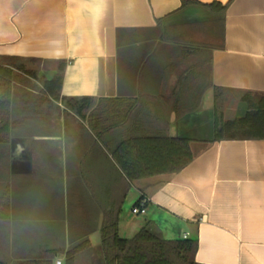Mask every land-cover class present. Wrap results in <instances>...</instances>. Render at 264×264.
Returning a JSON list of instances; mask_svg holds the SVG:
<instances>
[{
    "label": "crops",
    "instance_id": "1",
    "mask_svg": "<svg viewBox=\"0 0 264 264\" xmlns=\"http://www.w3.org/2000/svg\"><path fill=\"white\" fill-rule=\"evenodd\" d=\"M182 1L0 0V264H104L100 230L115 218L123 239L188 233L198 264H264V139L214 140L220 114L264 94V0ZM59 66L60 96L93 98L82 116L43 89ZM145 136L189 140L195 156L129 180L111 151Z\"/></svg>",
    "mask_w": 264,
    "mask_h": 264
},
{
    "label": "trees",
    "instance_id": "2",
    "mask_svg": "<svg viewBox=\"0 0 264 264\" xmlns=\"http://www.w3.org/2000/svg\"><path fill=\"white\" fill-rule=\"evenodd\" d=\"M189 4L220 12L225 9L219 2L205 4L197 0H183L181 6ZM61 82L62 66H59L55 76L43 81L42 86L49 97L82 116L93 98L60 96ZM10 94V70L0 66V142L8 135ZM242 100L247 108L245 114L229 120H223L220 114L214 124V140L264 139V94L246 92ZM105 120L99 113L89 115V123L97 136L109 128L104 126ZM111 154L129 180L177 172L195 156L189 140L168 136L128 137L119 142ZM100 234L104 264H198L194 259L196 238L164 240L143 227L131 238L123 239L118 236L116 218L103 225Z\"/></svg>",
    "mask_w": 264,
    "mask_h": 264
},
{
    "label": "built area",
    "instance_id": "3",
    "mask_svg": "<svg viewBox=\"0 0 264 264\" xmlns=\"http://www.w3.org/2000/svg\"><path fill=\"white\" fill-rule=\"evenodd\" d=\"M132 212H133V213L143 212V205L140 204L139 206L133 207V208H132ZM187 236H188V233H185V234L183 235V238L185 239V238H187ZM56 263H57V264H60V261L58 260V261H56Z\"/></svg>",
    "mask_w": 264,
    "mask_h": 264
}]
</instances>
